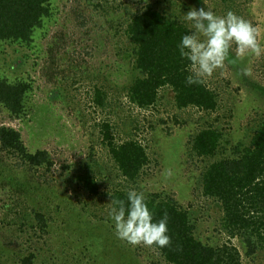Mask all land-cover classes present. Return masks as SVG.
Listing matches in <instances>:
<instances>
[{"label":"rangeland","instance_id":"obj_1","mask_svg":"<svg viewBox=\"0 0 264 264\" xmlns=\"http://www.w3.org/2000/svg\"><path fill=\"white\" fill-rule=\"evenodd\" d=\"M147 2L189 28L181 18L192 8L216 15L232 11L257 28L264 46V0H124L119 5L113 0H51V18L30 48L0 42V74L30 87L28 112L14 118L0 104V125L14 127L29 150L45 149L52 160L49 169H31L0 153V264H22L21 257L29 253L32 264H166L151 247L117 238L110 200L82 192L74 180L82 165L94 172L101 190L122 183L145 195H170L190 211L196 238L213 246L230 242L241 264H264V250L246 256L241 239L224 232L221 211L201 193L205 163L191 155L188 144L206 122L223 132L227 153L235 144L248 143L253 128L264 121V54L239 60L233 47L224 67L205 79L218 93L214 112L176 110L168 88L160 92L155 108L136 110L125 98V87L137 72L122 26ZM249 66L252 74L243 75ZM95 85L105 90L102 106L92 101ZM105 119L113 131L118 129L115 136L133 137L135 123L144 127L141 138L151 161L135 184L119 177L109 158L99 125ZM36 213L46 220L44 230Z\"/></svg>","mask_w":264,"mask_h":264},{"label":"trees","instance_id":"obj_2","mask_svg":"<svg viewBox=\"0 0 264 264\" xmlns=\"http://www.w3.org/2000/svg\"><path fill=\"white\" fill-rule=\"evenodd\" d=\"M113 1L119 5L124 0ZM50 3L51 0H0V42L25 44L30 48L37 31H43L51 18ZM122 30L132 46L133 68L137 72L125 87L126 102L132 108L142 112L155 108L161 100L160 92L168 88L173 94V107L178 111L195 109L207 114L216 111L218 93L206 80L200 84L186 83L188 61L180 57L178 44L189 31L187 25L147 2L124 22ZM50 77L51 74L48 79ZM29 89L27 82L11 81L0 74V104L14 118L28 112L26 94ZM92 90V101L102 106L105 90L97 85ZM160 122L165 123L161 119ZM99 125L119 177L135 184L146 174L151 161L141 138L144 127L140 129L135 125L133 137H121L118 132L115 136L114 131L118 129L113 131L108 119ZM226 143L229 142L223 139V132L209 122L188 139L191 155L205 163L199 176L202 195L218 206L224 232L228 238L241 239L245 254L249 256L257 249L264 250V121L253 128L246 145L235 144L227 153ZM0 153L18 158L21 165L31 169L52 166L48 151L29 150L21 133L11 126L0 125ZM74 180L82 192L102 194L110 201L111 197L126 201L127 191L133 189L120 183L109 191L101 190L98 178L87 165L77 170ZM145 197L154 220L165 214L169 218L170 245L151 247L166 264H241L240 252L230 242L213 246L196 238L190 211L173 197H161L159 193ZM35 217L39 229L44 230L47 224L43 215L36 213ZM33 258L29 253L21 257L20 262L32 264Z\"/></svg>","mask_w":264,"mask_h":264},{"label":"clouds","instance_id":"obj_3","mask_svg":"<svg viewBox=\"0 0 264 264\" xmlns=\"http://www.w3.org/2000/svg\"><path fill=\"white\" fill-rule=\"evenodd\" d=\"M181 19L190 24L178 44L180 57L188 61L189 75L185 78L188 85L203 83L217 69H222L233 47L239 60L264 54L257 28L232 11L216 15L205 8H192ZM242 74L250 76L252 68L245 67ZM126 197V201L115 197L110 201L109 217L117 238L133 246L164 248L170 245L167 214L154 220L145 194L135 188L128 190Z\"/></svg>","mask_w":264,"mask_h":264}]
</instances>
